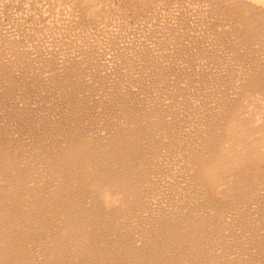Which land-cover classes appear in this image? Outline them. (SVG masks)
<instances>
[{
  "label": "bare ground",
  "instance_id": "bare-ground-1",
  "mask_svg": "<svg viewBox=\"0 0 264 264\" xmlns=\"http://www.w3.org/2000/svg\"><path fill=\"white\" fill-rule=\"evenodd\" d=\"M94 1L91 2V4L95 3ZM102 1L103 0H101V2ZM223 1H226V0H223ZM247 1L254 4V6L257 5V7H261L262 9L264 8V0H247ZM74 2L76 3L78 1L74 0ZM82 3L84 4V1ZM219 3L214 1L212 4H210L209 6L211 7V10L207 6L209 3L205 4V6H207L208 9L210 10L209 12L210 16L211 14L212 15L218 14L217 10L219 11L220 7L217 9L216 7L221 5V4L218 5ZM106 4L108 3L106 2ZM199 5L201 7V3ZM244 5L242 7H240L241 6L240 5L237 8L234 6L235 8L233 7L234 9H232V11H229L225 8L229 12H227L226 10H223V11L220 10L219 12H222L221 13L222 16L224 14L228 16L230 15L229 17L227 16L228 21L226 19H223V20H226L227 22H230V23H234L232 24L231 27L235 26L234 27L235 29L230 28V30L232 29L231 31L234 33L233 29L235 30V32L237 29L235 36L238 35V37L244 41L246 46L248 44L250 47L251 45H253V47L255 46L256 48V45L261 43L264 38L263 37L264 35H262L263 30L260 28L261 26L262 28L264 27V12L262 11V9L259 12H257L256 6H255L256 9L252 8L251 10L249 8H251L252 6L249 7V5L247 4L249 7L248 8L247 5L246 7ZM58 6L60 8H58ZM58 6H56V8H58V10L59 9L62 10L61 9L62 3H59ZM96 6H97V3H96ZM96 6L93 5V8L94 7L96 8ZM107 6L108 5H105L104 10L107 8ZM205 6H204V9H205ZM69 8H71V10H69L70 12L74 11L72 10V7L69 6ZM74 8H78V7L74 6ZM197 8L198 9L196 8L195 9L196 10L201 9V8L199 9L198 5H197ZM63 9L65 8L63 7ZM82 9L83 8H81V10ZM91 9L89 8V10ZM109 9H112V8L109 7ZM123 9H126V8H123ZM65 10H67L68 14H71L69 13L67 7ZM126 10L124 11L120 10L119 12L123 14ZM196 10L195 11L192 10L194 14L198 12ZM103 11L101 12L103 13ZM75 12L73 13L75 14ZM77 12H80V11L78 10ZM93 12L89 11L88 13L89 14L91 13L92 17L90 18H94L93 15L96 18L95 21L91 19L92 21H94V24H92L94 26H95V22L97 21V19L100 20L102 16H104V19L106 20L108 19L107 22H109L110 21L109 18L112 19L119 15V12H118L117 16H114L111 18L112 14L107 13L108 15H106V13H103L104 15L102 14L101 16L100 15L101 13L98 11L100 13L99 14L100 18L99 17L97 18L96 17L97 14L95 15V13L93 14ZM191 13L192 12H190L189 15H191ZM196 14H199V13H196ZM202 14H205L203 10H202ZM202 14H201V18H203ZM221 14L219 15L221 16ZM62 15L63 14L59 16V19L64 17L63 19L60 20L61 25H58L59 19H58V22L56 20V23L58 26L62 27L66 25L64 22H67L68 20H71V19L73 23L77 22L76 24L77 25L79 24L77 21L78 19L76 20V22L73 21V18L75 16L74 17L72 16L73 18H70V16L68 17L66 13L65 16L67 15L69 19L67 21L66 20L64 21L66 17ZM109 15L111 16L109 17ZM186 15L188 14L186 13ZM186 15L183 16V18L186 17ZM206 15H207V12H206ZM78 16L83 17L81 13ZM86 16L87 18L89 17L88 14ZM236 16L239 17L240 19H237ZM211 17L213 18V16ZM218 17L219 16H217L216 18ZM120 18H121L119 19L120 22L121 20L122 21L125 20V19H122V16H120ZM212 18H211V21L214 20V18L213 19ZM207 19H208V16H207ZM117 20L118 19L116 18V21ZM184 20L187 21L188 19L186 20L184 18ZM194 20H196L195 17H194ZM220 20H222V18L220 19L219 17V21ZM82 21L83 20L81 21L79 20V22H82ZM70 22L71 21H69V23ZM111 22L112 21H110V24ZM120 22L118 21L117 23H120ZM221 22H224V21H221ZM69 23L67 24L70 25V27L74 25V24L72 25ZM83 23H85L86 25L88 22L87 23L83 22ZM102 23H101V27L103 26ZM206 23L208 24L207 21ZM183 24L184 23H182V26ZM105 25L106 24L104 23V26ZM98 26H100V24ZM98 26L97 28L99 29L100 27ZM104 26H103V30L104 29L106 30L107 28L108 29L111 28V27L105 28L106 26L105 27ZM177 26L176 27L178 29L180 25H177ZM80 27L82 28V25H80ZM86 27H90V26H86ZM176 27L174 26L172 29ZM185 27L184 28L181 27V28L185 30ZM51 28L52 26L49 28L50 31L52 30L51 32L49 31V37L52 38V36H50V33H52L54 29L53 28L51 29ZM91 28H94L95 30L97 29L92 26ZM113 28H111L110 30H112ZM124 28L126 27L124 26L123 28H121L123 29L121 31H124ZM258 28H260V30H256ZM31 29H28V31ZM71 29L66 28V30L63 29L61 31L62 32L67 31V30L70 31ZM83 29L79 31L80 35ZM86 29L83 30L82 33H84V31L86 33L87 32ZM177 29L175 30L176 33H178ZM2 30L3 29H1L0 32ZM9 30L7 29V31ZM32 30H31V34H32ZM56 30L58 33L60 32L61 34H63L61 31H58V29ZM74 30L75 29L72 30L73 32L72 31L70 32L74 34ZM107 30H106V33L108 32ZM110 30H109L110 34L111 33L113 34L115 30L119 31L118 28L112 30V32ZM166 30H169V29L167 28ZM34 31L35 30H33V32ZM97 31H96V34L94 33L95 35H97ZM169 31L174 33V31H171V30ZM17 32H15L16 34L13 32L16 35V37L18 36ZM151 32L149 31V33ZM182 32L181 34L183 35ZM232 32H229V33L231 34ZM2 33L6 34L8 32H2ZM54 33H53V37H55V35H58V36L60 35L57 33L54 35ZM100 33H99V36L101 35V37L104 34H106L104 32L103 34L102 32ZM114 33H117V32L115 31ZM149 33L148 32L146 33L148 37H149ZM34 34L36 35L38 33H36L35 31ZM42 34L43 33H41L40 36ZM66 34L64 32V35L62 36L60 35L61 38L59 37V39H64L63 36H65ZM78 34L79 33L76 34V39H74L75 37L72 36L73 38L72 37L71 38L73 40L70 39V37H69V40L77 41L79 38V37L77 38ZM87 34L88 32L85 34L86 38L88 35H91V33L88 35ZM181 34L177 35L178 39ZM9 35L11 37L12 33H10ZM20 35H19V38L21 39ZM93 35H92V39H93ZM117 35L119 38H121L120 36L122 35V33L120 34V36H119V33ZM157 35L162 36V33L161 34L157 33ZM166 35L172 36V34H168V33L165 34V36ZM233 35H232V38H233ZM0 36L2 37L3 35H0ZM5 36H8V35H5ZM24 36H27L25 38H28L29 35L24 34ZM124 36H128V34H126L125 32L123 37ZM130 36L125 39L129 40ZM189 36H191V34L187 36L188 40L191 38V37L189 38ZM65 37H67V35ZM82 37L80 36V38ZM105 37H108V36L105 35ZM111 37H110L111 39L115 38L114 35ZM143 37H145V35ZM168 37L171 38L170 36ZM175 37L176 36H174L173 40L176 39ZM183 37H185V35ZM14 38H11V39H14ZM42 38L40 39L38 35V42H39V39L40 41L46 40ZM51 38H49V40H52ZM89 38L90 37L88 36L87 39ZM102 38L104 39V36ZM163 38L165 39L164 36ZM16 39H18V37ZM36 39H37V35H36ZM85 39H83V42L85 43L83 42L82 43L87 45L88 47L90 42L88 44L87 40L85 41ZM96 39H94L93 41L95 42ZM101 39H100L99 45H101ZM154 39L152 38L151 40H154ZM53 40L51 42L52 44L54 43ZM105 40H103L104 43L102 41V44L109 45L108 43L110 40L108 41H105ZM146 40H148V38ZM13 41L15 44L19 43V42H16L18 40H13ZM30 41L31 40H29L27 43L28 44L31 43ZM59 41L60 42H57V44L60 43V45L61 44L64 45L65 42L68 43L67 40L65 42H63L64 40L63 41L59 40ZM78 41L81 42V39ZM179 41L184 42L182 40H178V42ZM33 42L36 43L37 40L36 41L32 40V43ZM80 42L77 43L79 44V47L81 45ZM106 42L108 43L106 44ZM4 43L6 42L1 43V45ZM14 43H9L10 45H8V47L10 48L11 44H14ZM27 43L26 45L25 44L24 45L28 46L29 48L33 47L31 48V50L36 49L34 48L36 45L29 46L27 45ZM32 43L30 45H32ZM72 43L70 47H72ZM120 43L122 42L120 41ZM150 43L152 44L153 41ZM150 43L148 42V44ZM160 43L163 44L162 41ZM160 43L159 45H161ZM179 43L178 44L176 43L177 45L174 44L175 47L174 46L172 47L176 49V46L178 47ZM207 43L204 42V44L206 45ZM235 43H238L237 40ZM244 43L242 42V44ZM15 44L14 46L13 45L11 46V47H15L13 50L18 49L20 47V46L17 47L19 44H17V46H15ZM47 44L50 46V41ZM57 44L56 46H53L54 45L53 44L50 49H53V47H56L55 50L59 51L57 53H60L61 52L60 50L64 48H65L64 51L66 52H69L67 50H72V48L67 49L65 45L62 46V49H60L59 48L60 45H57ZM74 44L76 45V43ZM91 44H93V42ZM116 44H117V41H116ZM116 44H114L115 48H116ZM125 44H126V47H127V44L129 45L131 44L132 46L133 42L131 43L127 42ZM1 45H0V48L2 47L4 48L5 46H7V44L6 45L4 44V46L3 45L1 46ZM39 45L42 46L44 45V43L42 44L40 42ZM68 45L69 44H67V47ZM154 45L156 46L155 42H154ZM159 45L157 44L156 46L157 51H159L157 49ZM25 46L21 47V49L24 50V52L22 51L18 52L16 50L18 52V56L19 54L21 55L19 57L16 56V58H15V55L17 54V52L15 51L16 53H14V51L11 49L4 48V50H2L3 49L2 48L1 49L2 51L0 52V106L2 107L0 109L1 110L0 111V125H1L0 126V264H232L233 262L231 263V258H230V261L224 258V254H225L224 251L226 250V247L228 250V245H227L228 243L226 241L225 242L223 241L224 243L220 242V240H223V237H225V236H221V234H223V232H229V231L231 232L235 228L237 229L236 227L237 223H240L243 226H247V224L245 223V220H246L245 218L248 217L247 215L249 212H251V208H253L252 207L253 205L260 206V204L256 205L259 202L257 203V201H255L258 197V194L261 193L262 196L264 194L261 192L263 191V188H264V105L262 106L263 103L261 101L260 102L262 104L258 102L261 97L260 94L262 93V95H264V71L262 72L261 68L259 67L258 69L257 68L256 69L258 71L260 70L261 73L260 72L258 73L257 71V74L256 73L254 74L253 70H251L252 72L249 71L256 76L255 78H252L253 80L249 82L242 81L244 80V78L242 77L243 75L241 76L242 80H239L240 78H238V80L235 78L237 81H239V83L232 82L231 86L229 84V86L232 87L231 89H233L231 91V96H229V99H228V94L224 98H222V96L221 98L218 96V98L216 97L217 99L214 105H211L213 104L214 101L212 102V100H209L210 98L208 97L213 92H211L209 96L206 95L207 96L206 98H204L205 95H203L202 97L200 93H199L201 95L200 97H195L194 93L196 94L201 88L203 89L205 88L204 90H206L207 89L206 87H210V85H212L211 81L214 78L212 77L213 79L211 80L210 76L206 74L205 72L206 70H204V66L199 65V63L197 66L195 65L196 63L195 64L193 63L192 65V63L189 62V64H191V67L193 68L188 66V63L187 65L185 64L187 68L184 67L182 63L187 60H183L182 62V59L185 56L182 59L181 58L178 59L180 56L176 59L177 61H180L182 63L180 64L179 62L178 65L175 64V70L173 69L175 73L177 66H178L177 68L184 67L183 70H187V71H184V76L181 74L182 72L179 69L178 71L179 73H176L177 77H176V74H174L173 72L172 73L174 74V76L169 77L168 74H170L171 71L170 72L166 71L167 65L163 63V60H161L163 56L162 55H161L162 57L160 56V54L164 51L162 48H161L162 52L159 51L160 54L157 52H154L155 50L154 49L153 53H150V55H147L146 53L143 52L144 51L143 50L142 51L143 54L138 55L135 53L136 55L132 56V59H130L131 58L130 54H132L130 53L131 52L130 51L129 56L127 54V56L129 57V59L126 58L127 60L125 59V56H126L125 53L123 52L124 53L123 54L122 51L116 48L122 53L121 57L123 56L124 62L122 61L121 63L123 64L120 66H118L119 64L115 66V64H117L120 61L119 60L120 57L119 59H117L118 57L115 56L117 57L116 60H119V61H117V63L115 62L113 66L110 64V62L106 58L103 57V55L101 54L102 50L100 51L101 52L100 53L99 51H96V50L94 51L93 49V56L97 52H99V55L98 54L97 55L101 56L97 59V61H95L97 64L94 61H90L91 60L89 59L90 54H88L86 50L89 49L90 51H92L91 48L93 47L89 46L91 48L83 49L84 50L83 53L85 54L87 52L88 54L87 56H85L86 54L85 55L81 54L82 52L80 53L82 49L79 51V53L82 56L84 55L85 58L88 59L90 62H93V65L95 63L96 66H93L91 64L93 67L91 68L92 69L91 72L89 71L90 68L86 67L88 68V70H86L85 72L87 71L90 72L91 73L90 77L88 75L87 77L89 78H85L86 76L82 78L80 74L79 75L77 74L78 72L80 73L81 71L80 69L81 67H83L81 66L82 62L81 63L79 62L78 64L76 63L70 64L71 63L70 60L72 59L74 60L75 56L78 59L80 56L78 55L77 57L78 50H76L77 51L76 52L74 49L76 47L79 48L76 45V47H73V50L75 52L71 51L75 53L74 54L75 56L69 54L70 56H73V58L71 57V59L69 60L70 65L67 64L68 62L65 63L69 59V58L67 59L65 56L66 55L69 56V55L68 53L65 55V52L63 51L66 61L64 60L65 58H63L62 61H61L62 57L60 58V61L62 63L65 61L64 65L61 64V66L63 65L62 68L59 63L51 64V62L53 61L52 60L51 62L48 61L50 59L48 58L50 56L48 54L49 53L52 54V53L48 52V50L50 49L47 50L46 48L47 50L46 55L48 56L47 61L49 62L48 64H50V67H49L50 69H45V71L43 69L44 72L42 71V73L40 74L39 72H41V70L38 71V74H39L38 81L36 79L37 82L33 81L32 84H29L27 86V85H24L23 82L25 80L28 83H30L28 81L27 76H29L31 73L26 76L27 80L23 79L24 78L23 73L28 72V70H30L29 68H32L33 65L30 64L32 65V67H27V66H30L28 64V62L30 61L26 59L27 65L24 61L26 57H29V56L24 57L25 54L29 53L27 50L28 47H26L27 48L26 49ZM40 46H37V47L40 48ZM57 46L59 49H57ZM97 46L98 44L95 46V49L97 48ZM109 46H110L109 47L110 50L109 49L108 50L112 51V49L114 48L112 47L111 49V45ZM168 46H169V43L167 47ZM180 46L182 45H179V47ZM198 46H199V42H198ZM45 47L42 52L40 50H42L43 48L40 50L37 48L40 51V54H45L46 52ZM106 47L107 46H104L105 49ZM139 47H140V44H139ZM139 47L136 46V49ZM143 47L145 48V46ZM152 47L154 46L152 45ZM189 47L191 48L192 46L189 45ZM189 47L187 48V50L189 49ZM247 47H245V50L247 49ZM84 48H86V46H84ZM133 48H135V45ZM25 49L27 50L26 51L27 53H25ZM116 49L114 50L116 51V53H118ZM250 49H247V50L250 51ZM130 50L132 49L130 48ZM247 50H246V55L248 53ZM252 50L254 51V49ZM103 51H104L103 52L104 54L105 50ZM135 51L137 50H134V52ZM146 51L148 52V50H145V52ZM151 51H152V48H151ZM177 51H180V49H178ZM195 51L197 53L196 46H195ZM198 51H200V48ZM214 51H217V50H214ZM120 52L118 56L120 55ZM112 53L114 55V51ZM112 53L109 56H113ZM189 53L191 52L189 51ZM193 53L195 54V52L192 51L191 53L192 59L190 60L197 61L199 57L197 59H193V56L195 58V56L197 55V54L193 55ZM211 53H213V51ZM215 53H218V52H214V54ZM36 54H37L36 56L39 55L38 56L39 58L38 59L33 58L34 60L33 63L37 62V64H39V60L41 61L40 59L41 56L39 52ZM107 54L108 53L106 52L105 56ZM177 54H180V53H176L175 55ZM28 55H32V53L31 54L29 53ZM198 55H199V52H198ZM205 55H208V54H205ZM234 55H236L237 57V54H234ZM249 55H252V53L250 52ZM249 55L246 56V60H247V57H249ZM6 56H10V57H6ZM43 56H42V59L45 58ZM54 56L55 55H53L52 57L53 59H54ZM56 56L60 57L59 54ZM96 56L94 59H96ZM167 56L169 58L170 55L167 54ZM171 56H173V54H171ZM182 56L183 55L181 54V57ZM202 56H203V53H202ZM213 56L214 55L212 54L211 57ZM238 56H239V53H238ZM34 57H35V54H34ZM236 57L234 56V58ZM243 57L245 58V55ZM123 58L121 59L123 60ZM170 58L168 59V61L170 60ZM186 58L189 59L188 56ZM200 58L203 59L201 55H200ZM248 59L251 60V57ZM240 60L239 61L238 59L236 60V62H238L237 66H239V63L241 62ZM253 60H252V63L255 62L256 65H259L258 62L253 61ZM79 61H81V59ZM89 61L87 62L89 63ZM171 61H175V60H170V63ZM177 61L175 63H177ZM41 63H45V62H41ZM41 63L38 65V67L37 65L35 64L34 65L35 67H37V69L45 68V65L47 64V62L44 65ZM84 63L85 62L83 61V64ZM165 63H167V61ZM55 64H59V66H56ZM173 64L174 62L171 65ZM180 65L183 67H181ZM121 66L122 68H120ZM245 66L248 67L247 64ZM259 66H262V65L260 64ZM169 67L172 68L171 66H168V68ZM60 68L62 70H60ZM188 68H191L190 70L192 71L189 72L190 70H188ZM32 69L34 70L36 68H32ZM234 69H236V67H234ZM242 69L243 68H241V70ZM59 70L60 72L62 71L59 75L61 77H58ZM139 70H142V71H139ZM83 71H81V73ZM85 72H83V74ZM88 72L85 74L87 75ZM244 72H248V70ZM251 73L249 74L252 75ZM91 75H92V78H91ZM178 75L179 76L182 75L181 77L182 80L178 79ZM250 75H246V77ZM250 78L251 76L249 77V80ZM218 79L216 80L217 84H218ZM221 80L219 81L221 82ZM229 80L230 82L234 81L232 79H229ZM225 81H228V80H225ZM230 82L228 81L227 83H230ZM213 83H214V80H213ZM217 84L215 85L217 86ZM161 88H164V91H161L162 90ZM218 88L220 87L218 86ZM169 89L171 92L169 91ZM172 90L174 92L177 91L176 94H177L178 100H180L179 97L183 99V97L180 96V94L182 93L184 94L183 96L185 97L184 98L185 102L190 100V104H193L192 107L194 108L193 109L190 108V111L188 113L186 112L185 114H190L189 116L192 117L190 118L191 119L194 118V120L191 122L188 116L189 121L191 122V124L190 123L189 124L193 128V134L189 133L191 135L188 137V133H187L186 136L184 135L186 138L184 139L183 142L181 139V143L173 142L174 144L172 146H168V144H170L169 142L171 139L174 140V138H176L177 136L179 138L180 137L179 135L183 133L185 134L188 128L187 125H189L187 124L189 121L187 122L186 120L185 121L183 120L184 118L186 119L187 116L186 117L184 116V118H182L183 116L181 115L182 114L181 110H180L181 114L176 111L174 115L172 114L173 112L171 108H174L176 104L174 106L173 105L174 103L170 102L171 104L167 109H166V105L162 108L163 100H165L167 97L169 99H172L171 97H174V96L176 97V94L172 92ZM216 90L218 91L217 87H216ZM221 90H222V86H221L220 92ZM138 92H140V95L143 96V99L137 100L135 98V94ZM172 93H174V95L173 96L171 95L170 97V94ZM178 93H180L179 96H178ZM216 95H219V94H216ZM201 97L202 99L204 98L205 100H207L208 98L209 102L211 101V103H206V101H203V100L201 102L200 99H196V98H201ZM212 98L215 99V96ZM192 99H193V102H192ZM185 102L182 103L183 106ZM197 102H200V103H197ZM176 103L178 105V102ZM150 104H152V106L154 107H152ZM187 105H189V103ZM47 107L51 109L53 117L56 116V114H53L55 112L62 116V118L60 117L62 121H64L63 119L65 118L66 120L65 122L70 124V126L64 127V125L66 124L62 122L63 124L62 126L68 130L69 139H66V140L56 139L55 135L61 131V126H59L60 124L57 123V125L59 124L57 127L55 126L54 128V125L53 127H51L52 129L53 128L54 129L51 130V133L49 135L47 132L45 134L48 136L46 139L44 137V141L46 142L45 144L46 146L44 150L43 149L41 150L40 148L39 152L36 151L37 154H35L34 157L24 158V155L22 153H18L19 143L17 144V140L15 138H14L15 139L14 142L12 141L11 143H8L9 147L4 145V140L6 142L7 139L1 127H3V125L5 124V121L8 120V123H9V120H10L9 126L12 129L14 128L13 130H16L18 128L16 126H18L20 122L22 121L21 122L22 126L28 127L29 129L27 130V132L30 131L32 127L33 131L32 130L31 131L34 134L35 132L34 128L38 127V124L40 123L36 122V124L38 123L36 126L35 121L33 119H36L37 117L40 119L39 116L43 115L42 112L46 111ZM185 107L187 106L185 105L184 108ZM150 108L153 110L150 111ZM180 108L178 107V109ZM187 108L189 110V107ZM49 109H47V111ZM178 109H175V110H178ZM35 113L38 114L37 117H35L36 116ZM176 113H179L182 119H179L177 117L178 114ZM44 117L46 118V113ZM86 117H92L93 119H97V120H95V123L93 125L89 123L88 127L90 128L87 131L86 137L79 138L78 136H76L75 128L82 126L84 124L82 119ZM50 118L48 117L47 120H49ZM144 119L146 122L143 123ZM182 120L184 122H182ZM51 122L49 121V123ZM8 123L6 122L7 125ZM46 123L47 122H45V124ZM97 125L98 126L108 125V126L106 127V129L98 130L95 133L94 126L97 127ZM9 126H8V129H9ZM22 126L20 127L21 129H22ZM190 128L188 129L190 130ZM55 129L57 133H54ZM10 132L9 134L13 135L12 130ZM19 134L17 133L16 136L18 135L23 136L22 135L23 133L22 134L19 133ZM19 138L20 137H18L17 139ZM35 139L36 138L29 139V140L36 141ZM25 141L27 142L26 139ZM37 143L38 142H35V145ZM11 145L15 146L14 154L11 152ZM17 146H18V149H17ZM32 146H33V143H32ZM41 147H43V145ZM169 147L173 151L174 150L179 151L178 152L179 156L177 155L180 158L178 159V169H180L179 173L180 174L182 173L181 178L184 176L183 177L184 181L182 180L183 178L181 179L178 177L180 175L179 173L177 177L181 179L183 183H185V185L183 184L184 187L188 185L187 187L189 188V190L187 187L186 188L189 191V194H187L189 196L188 197L185 196V198L187 197L185 200L184 198L182 199L180 198V185H179V182L175 183V181L173 180L175 178L174 177L172 179L173 183H171L172 181L171 182L169 181L171 184H174V185L172 186L168 185L169 188H166L167 190H165V193L167 195L170 192H171L170 193L171 195L173 194L172 196L174 197H171L170 195V198H173L172 201L168 195V198L170 202L172 203L170 205H164L163 207H159V206H156L158 205L156 203V199H155L156 197L154 198L156 188L160 186V184L159 186L157 185L159 181L156 182V180H157V177H160L161 170L163 169L161 168V166H159L161 165V161H163L162 160V157L164 154L163 152H165ZM34 149H37V148H34ZM161 152H162V155H161ZM166 156H167V153H166ZM172 156L175 157V155H172ZM176 162L175 163L172 162V164L173 163L176 164L174 165L175 167L177 166ZM30 172L34 174L36 181H34L35 185L29 186V178L30 180H32ZM177 177L176 179H178ZM163 186H167V185H163ZM161 190L163 189L161 188ZM184 192L188 193L186 190ZM160 194H162V192ZM175 195L177 198H175ZM162 196L159 195L158 197H162ZM168 198L166 197V201L168 200ZM163 200H165V198ZM261 200L259 201L262 202ZM258 209H260V207ZM256 216L258 215H255V217ZM260 227L258 228L260 229ZM243 228L244 227H241V225H240V228L238 227L240 231L246 233L245 236H248L247 233L249 234L251 233V230H250L251 226L247 228L245 227L246 229H243ZM263 228H264V225H263ZM256 229L255 231H257ZM259 233L261 235V232ZM263 234L264 233H262V235ZM231 238L233 237L231 236ZM234 238H235V235H234ZM250 238L248 237L247 239H250ZM256 238L257 237L252 238V241H250L252 242L251 244H254L253 242L255 241ZM247 239H245V241ZM224 240L226 239L224 238ZM241 240L244 241L243 239ZM240 243H243V242H240ZM245 245L246 244L243 243L241 244V246L239 245V247H241L242 250L244 251L245 250L251 251V249L248 250L247 246ZM259 246L257 247L259 248ZM233 247L234 249H236L234 244H233ZM230 250L232 251L233 248ZM238 251L237 253H239ZM247 253L249 254V252ZM242 255H244V253ZM245 257L247 258V256L244 255L241 260L239 259L238 263L239 264L243 263V260L245 259ZM248 260H249V256H248ZM249 261H248V264H251L249 263ZM256 262L257 260L254 263Z\"/></svg>",
  "mask_w": 264,
  "mask_h": 264
},
{
  "label": "rangeland",
  "instance_id": "rangeland-1",
  "mask_svg": "<svg viewBox=\"0 0 264 264\" xmlns=\"http://www.w3.org/2000/svg\"><path fill=\"white\" fill-rule=\"evenodd\" d=\"M76 1V0H75ZM78 2H74V0H0V30L1 29H5L4 31L2 30L1 32H0V35H3V36H5V35H8V36H5V37H1L0 36V42L1 43H3V42H6V43H4L5 45L7 44V46H5L4 48H7V49H11V50H13L15 47H11L12 45L14 46V41L13 40H18V41H16V42H19V43H17V44H19L18 46H17V44H15V46H17V47H19L20 48V50H19V48L18 49H15V50H13L14 51V53H16L17 51L18 52H20V51H22V52H24V50H22L21 49V47L22 46H25L26 45V43L29 41V40H31L30 42L32 43V40L33 41H36L37 40V42H38V35H39V38L41 39L43 36H45V37H43L42 39H46L45 41L43 40V41H40V39H39V44H40V42L43 44L44 43V45H42V46H40L37 42V44L36 43H32V45H30L31 43H27V45H29V46H35L34 48H38L37 46H40V48H38L39 50L40 49H42V50H40L41 52L44 50V47H45V50H46V48H47V50L48 49H50L51 47H52V45L53 46H56V44H57V42H60L59 40H61V41H63V42H65L66 40L68 41V43L67 42H65V43H67V44H69L68 45V47H67V44H65L64 43V45H65V47L67 48V49H71L72 48V50H67V51H69V52H66V51H64L65 50V48L64 49H62V46H64L63 44H61L60 45V43H58L57 45H60L59 46V48L60 49H62V50H60L61 52L60 53H57V52H59L58 50H55L56 49V47H53V49H50V50H48V52H51L52 54H48V55H50L49 57L46 55L47 54V50H46V52H45V54H40V51L38 50H36V49H33V50H31V48H33V47H28V46H25V48L26 47H28V52L31 54L32 53V55H28V54H25L24 55V57H26V56H29V57H26L25 59H24V61H25V63L27 62V60L28 61H30V62H28V64L30 65V64H32L33 65V67H32V65H30V66H27V67H32V68H36V69H32V68H29L30 70H28V72H24L23 73V76H24V78L23 79H26L27 80V77H28V81L30 82V83H28L27 81H25L24 80V82H23V84L24 85H29V84H32L33 83V81L34 82H37L38 81V79H39V74L40 73H42V71H43V69H44V71H45V69H50L49 67H50V64H48L49 62L48 61H50L51 62V60L53 61V62H51V64H53V63H59L60 64V66H61V64H63L64 65V62L66 61V58L68 59V61H66L65 63H67V64H69V60L71 59V57L73 58V56H75L74 54L75 53H73V52H75L76 50H78V54H77V57H78V55H80V53L81 54H84L83 52H84V50L83 49H87V48H91V47H93V48H91V50L92 51H90L89 49H87L86 51L88 52V54H90V56H89V59H91L90 61H97V59L99 58V57H101V56H98L99 55V52L102 50V55H103V57L104 58H106L109 62H110V64L111 65H113L114 66V64H115V62L117 63V61H119L117 64H115V66H117L118 64V66H120V65H122L123 63H121L122 61L124 62V58H123V56L121 57V55H122V53L124 52L125 53V59L127 58V59H129V52L130 53H132V54H130L131 56V58L130 59H132V56H134V55H136V54H143V52L144 53H146L147 55H150V53H153V50L155 49L156 50V46H157V44L159 45V43L162 41L163 42V44L162 43H160L161 45H162V47H161V45H159L158 46V50L159 51H161L162 49L164 50L161 54L159 53V51H155L154 50V52H157V53H159L160 54V56L162 55L163 56V58L161 59V60H163V63L165 64V65H167V68H166V71L167 72H170V74H168L169 75V77H172V76H174V74H176V73H179L178 71H179V69H180V71L182 72H180L183 76H184V71H187V70H183L184 69V67H186L187 68V66H185V64L187 65V63H188V66H190L191 67V64H189V62L190 63H192V65H193V63L195 64V65H197L198 66V63H199V65H203L204 66V70H206L205 72H206V74L208 75V76H210V79L212 80L213 78V80H214V83H213V80L211 81L212 83V85H210V87H206L207 89V91L206 90H204L203 88H201L196 94L194 93V95H195V97H200L201 95H202V97H203V95H205L204 96V98H206L207 96H209V94L211 93V92H213L212 94H210V96L208 97V98H210L209 100H212V102H213V104H211V105H214V103H215V101H216V99L218 98V96L221 98V96H222V98H224L227 94H228V99H229V96H231V91L233 90V89H231L232 87H230L231 86V83L232 82H238L239 83V81H237L238 80V78H240L239 80H242V77L244 78V80H242L243 82H249V81H251V80H253L252 78H255L256 76L254 75L255 73L257 74V69H258V67L259 68H261V71L263 72L264 71V38H263V40H262V42L261 43H259L258 45H256V48H255V46L253 47V45H251V47L247 44V46L249 47H247L246 45H245V43H244V41L243 40H241L239 37H238V35L237 36H235L236 35V32H237V29H236V32H235V26L234 27H231L232 26V24H234V23H230V22H227L228 21V18H227V16L228 15H226V14H224L223 16H222V12H219L220 10H229V11H232V9H234L235 7L237 8V7H239L240 5V7H242L243 5H244V3H245V7H246V5L248 4L249 5V7L250 6H252L251 8H249L248 7V5H247V7L249 8V9H251L252 10V8H255L256 9V7H257V5H255L254 6V4H252L251 2H248L247 0H226V1H223V0H103L102 2H101V0H98V1H94V0H87V2H86V0H77ZM80 1V2H79ZM84 1V4L82 3ZM89 1V2H88ZM95 2V3H92L91 4V2ZM179 1V2H178ZM217 2V3H219L218 5H220V6H218V7H216V9L217 8H219L220 7V9H219V11L217 10V12H218V14H211V16H213V18H214V20H212L211 21V16H210V14H209V12H210V10H211V7L209 6L210 4H212L213 2ZM219 1V2H218ZM224 3H223V2ZM244 1H246V2H244ZM99 2H100V4H99ZM106 2L108 3V4H106ZM199 2V3H198ZM59 3H62V6H61V9L62 10H58V8H60L58 5H59ZM77 4V5H75V4ZM81 3V4H80ZM88 3V4H87ZM96 3H97V6H96ZM101 3H102V5H101ZM105 3V4H104ZM110 3V4H109ZM177 3V4H176ZM196 3H197V5L199 6V9L200 10H196V9H198L197 8V5H196ZM201 3V7H200V4ZM207 3H209L207 6L209 7V9H208V7L207 6H205V4H207ZM225 3H227V4H225ZM250 3V4H249ZM57 4V5H56ZM64 4V5H63ZM69 5L70 7H72V10H74V11H69V10H71V8H69V6H67V5ZM101 5V6H99V5ZM61 5V4H60ZM73 5V6H72ZM82 5V6H81ZM93 5L94 6H96V8L94 7L93 8ZM105 5H108L110 8H112V9H109V7L107 6V8L104 10V8H105ZM111 5H112V7H111ZM196 5V6H195ZM205 6V9H204V6ZM237 5V6H236ZM56 6H58V8H56ZM74 6L75 7H78V8H74ZM81 6V7H80ZM84 6V7H83ZM194 6H195V8H194ZM224 6V7H223ZM235 6V7H234ZM63 7L66 9V7L68 8V11H69V13H73V12H75V10H76V12L79 10L80 12H75V14H74V16L75 17H77V18H75L74 16H73V14L71 15V14H68V12H67V10H65V9H63ZM99 9H98V8ZM119 7V8H118ZM191 7H192V9H191ZM203 7V8H202ZM207 7V8H206ZM231 8V9H229V8ZM234 7V8H233ZM74 8V9H73ZM81 8H83L82 10H81ZM86 8V9H85ZM88 8V9H87ZM89 8L91 9V10H89ZM101 8V9H100ZM123 8H126V9H128V10H126V9H123ZM223 8V9H222ZM226 8V9H225ZM259 8V9H258ZM96 9H97V11H96ZM104 11H103V10ZM109 9V10H108ZM115 9V10H114ZM117 9H118V11H117ZM255 9H253V10H255ZM262 8L261 7H257V9H256V11L257 12H259L260 10H261ZM64 10V11H63ZM95 10V11H94ZM103 11V13H106V15H108L109 13L110 14H112V16L111 15H109V17L111 16V18L112 17H114V16H117L118 15V12L120 11V10H122V11H124V10H126L123 14L121 13V12H119V15L117 16V17H114V18H112V19H110L109 18V20L110 21H112L111 22V24H110V21L109 22H107L108 21V19L106 20V19H104V16H102V12L101 11ZM113 10V11H112ZM198 11V12H196V13H199V14H194V12L193 11ZM202 10H203V12H205V14H202ZM205 10V11H204ZM207 10H209V11H207ZM226 10V11H227ZM64 12V13H62V12ZM93 12V14L95 13V15H96V17L98 18H100V15L103 17H101V19L100 20H98L97 19V21H99V22H95V26L94 25H92V24H94V21L96 20V18H95V16L93 15V17L94 18H90V17H92L91 16V13L89 14L88 12ZM101 13H99V12ZM115 11V12H114ZM201 11V12H200ZM226 11H224V12H226ZM229 11H227V12H229ZM262 11L264 12V8L262 9ZM97 12V13H96ZM112 12V13H111ZM188 14V15H186V13ZM190 12H192L191 13V15H189V13ZM206 12H207V15H206ZM67 13V15H68V17L70 16V18H73V21L74 22H76V20L78 21V25H79V27H78V25L76 24V23H73L72 22V19L71 20H68L69 18L67 17V15L65 16V14ZM80 13H81V15H83V17L82 16H78V15H80ZM108 13V14H107ZM117 13V14H116ZM120 13H121V15H120ZM186 15V17H184L187 21H185L184 20V18H183V16H185L184 14ZM61 14H63L66 18L64 19V21L66 20H68L67 22H64L66 25H68L67 23H69V21H71L69 24H74L73 26H71L70 27V25H68V26H66V25H64V26H58V25H61V23H60V20L61 19H63V18H61V19H59V16H61ZM88 14V18H87V15ZM100 14V15H99ZM114 14V15H113ZM194 14V15H193ZM201 14H202V17L203 18H201ZM219 14H221V16L219 15ZM62 15V16H63ZM104 15V14H103ZM124 15V16H123ZM200 17H199V16ZM205 15V16H204ZM73 16V17H72ZM120 16H122V19H125V20H121V22H120V20L119 19H121L120 18ZM207 16H208V19H207ZM217 16H219L220 17V19L222 18V20H220L219 21V17L218 18H216ZM230 16V15H229ZM228 16V17H229ZM83 19H82V18ZM182 18V20H181V18ZM194 17H195V19L196 20H194ZM223 17H225V18H223ZM237 17V16H236ZM116 18L118 19L117 21H116ZM189 18H190V20H189ZM199 20H198V19ZM205 18H206V20H205ZM212 18V19H213ZM58 19H59V22H58ZM87 19H88V21H87ZM91 19H93L94 21H92ZM103 19H104V21H103ZM114 19V20H113ZM201 19V20H200ZM203 19V20H202ZM223 19H226V20H223ZM237 19H240L239 17H237ZM56 20H57V22H58V25H57V23H56ZM79 20L81 21V20H83L82 22H79ZM209 20V21H208ZM217 22H216V21ZM90 21H92V22H90ZM100 21H101V23L102 22H104L106 25V27L104 26V23H102L103 24V26L105 27V28H107V27H111V28H113L114 26H116V27H114L112 30H114V29H116V28H118V30L119 31H117V30H115L117 33H114L113 32V34L111 33L110 34V32H109V30L111 29H106L108 32V34L106 33V30L104 29L103 30V26L101 27V23H100ZM107 23H106V22ZM114 21H115V23H114ZM120 22V23H117V22ZM202 21V22H201ZM205 21V22H204ZM206 21L208 22V24L206 23ZM221 21H224V22H221ZM61 22H63V21H61ZM83 22H88L86 25H85V23H83ZM124 24H123V23ZM189 22V23H188ZM227 22V23H226ZM54 23V24H53ZM60 23V24H59ZM63 23V24H64ZM81 23V24H80ZM100 24V26H98L99 24ZM182 23H184L183 24V26H182ZM186 23V24H185ZM187 23H188V25H187ZM206 23V24H205ZM224 23V24H223ZM226 23V24H225ZM230 23V24H229ZM56 24V25H55ZM114 26H113V25ZM127 28H124V31L126 32V34H128V36H124L123 37V35L125 34V32L124 31H121V30H123V29H121V28H123L124 26ZM80 25H82V28L80 27ZM112 25V26H111ZM119 25V26H118ZM177 25H180L182 28H184L186 25V27H185V30L184 29H182L180 26H179V28L178 29H180V30H178L177 29ZM49 26V27H48ZM52 26V28L54 29L53 30V32L52 33H50V36H52V38L51 37H49V31H50V27ZM53 26H55V27H53ZM75 26V27H74ZM86 26H90V27H86ZM91 26L92 27H95V28H97V26L98 27H100L101 29H102V31H101V29L99 28H97L96 30L94 29V28H91ZM121 26V27H120ZM176 27V28H174V29H172L173 27ZM206 26V27H205ZM77 27V28H76ZM35 30L36 31V33H38V34H36L37 35V39H36V35L34 34L35 33V31L33 32V30ZM51 28V29H52ZM59 28H60V30H59ZM66 28L68 29H71V28H73V29H75L74 30V34L72 33L73 31V29H71L70 31H72V32H70V31H61V30H63V29H65L66 30ZM84 28V29H83ZM88 30H87V29ZM120 28V29H119ZM169 29V30H171V31H174V33L173 32H170L169 30H166V29ZM230 28H234L233 29V31H234V33L230 30ZM262 30V35H264L263 33H264V27L262 28V26L260 27ZM260 28H258V29H256V30H260ZM7 29L10 31V33H12V35H13V37H12V35H11V37H10V33H9V31H7ZM13 29V30H12ZM14 29H15V31H14ZM28 29H31L32 30V34H31V30H29L30 31V33H29V31H28ZM42 29V30H41ZM44 29V30H43ZM56 29H58V31H61L63 34H61L60 32L58 33L57 32V30ZM77 29V30H76ZM79 29V30H78ZM81 29H83V30H85L86 29V31L88 32V34H90L91 33V35H88L90 38V40L89 39H87L88 38V36H87V38H86V33H85V31H84V33H82L83 32V30L81 31V35H80V30ZM126 29V30H125ZM177 29V32L178 33H176L175 32V30ZM19 30V31H18ZM47 30V31H46ZM95 30V31H94ZM99 32H98V31ZM112 30H110L111 32H112ZM151 30H152V32H151ZM183 32H182V31ZM15 33V32H17V37H18V39H16L17 37H16V33L14 34L13 32ZM52 31V30H51ZM50 31V32H51ZM76 31H78V32H76ZM90 31V32H89ZM96 31H97V35H95L96 34ZM149 31L151 32V33H149ZM2 32H8V33H6V34H4V33H2ZM27 34H26V33ZM54 32H56L57 34H60L61 36L62 35H64V32H65V34L67 35V37H65V36H63V38L64 39H59V37H60V35L58 36V35H55L56 33H54ZM76 32V33H75ZM100 32H102V34H103V32L104 33H106V34H104L103 36H104V39L101 37V35L99 36V33ZM123 32H124V34H123ZM149 33V37H150V35H151V37L154 39L156 36V40L154 39V40H151L152 38L150 37V39H149V37H148V35H146V33ZM165 32H167L168 34H172V36L174 35V36H176L175 38L176 39H174L173 40V38H174V36H173V38H172V36L171 35H168V36H170L171 38H169L167 35L165 36V34H167V33H165ZM181 32L183 33V35L181 34ZM229 32H232L231 34L229 33ZM20 33H21V35L23 36H21L20 35ZM41 33H45L43 36L41 35L40 36V34ZM53 33H54V35H55V37H53ZM77 33H79L78 35H77V38H78V40H80L81 39V42L80 41H72L73 39V37H75L74 39H76V34ZM95 33V34H94ZM119 33V36H120V34L122 33V35L120 36L121 38H119L118 37V34ZM145 33V34H144ZM157 33H159V34H161L162 33V36H160V35H157ZM165 33V34H164ZM187 33H188V35L189 34H191V36H189V40L187 39ZM207 33V34H206ZM225 33V34H224ZM24 34L25 35H29L28 36V38H29V40H28V38H25V37H27V36H24ZM47 34H48V36H47ZM71 35V36H69V35ZM94 34V35H93ZM101 34V33H100ZM145 35V37H143L144 35ZM164 34V35H163ZM176 34V35H175ZM179 34H181L180 35V37H179V39L177 38V35H179ZM19 35H20V37H21V39L19 38ZM35 37H34V36ZM75 35V36H74ZM92 35H93V39H92ZM105 35H107L108 37H105ZM110 35V36H109ZM114 35V39H111V38H113V37H111V36H113ZM131 35V36H130ZM153 35H155V36H153ZM185 35V37H183ZM206 35V36H205ZM230 35H231V37H230ZM232 35H233V38H232ZM57 36H58V38H57ZM73 36V37H72ZM80 36L82 37V38H80ZM94 36H95V38H94ZM97 36H98V38H97ZM130 36V38H129V40L128 39H125V38H127V37H129ZM163 36L165 37V39L163 38ZM182 36V37H181ZM192 36H193V38H192ZM235 36V37H234ZM14 37H16V38H14ZM48 37V38H47ZM69 37H70V39H72V40H69ZM72 37V38H71ZM99 37H100V39L102 38L103 40H105V38H106V40L105 41H108V40H113V41H109V43L108 42H106V44L108 43L109 45H111V49H112V47L114 48V49H116V48H118L120 51H122V53L119 51V50H117V52L118 53H116V51L114 50V49H112V51H109L110 49H109V45H103L102 44V39H101V45H99L100 44V39H99ZM111 37V38H110ZM161 38V40H160V38ZM168 37V38H167ZM237 37V38H236ZM264 37V36H263ZM3 38V39H2ZM5 38V39H4ZM9 40H8V39ZM11 38H14V39H11ZM49 38H51L52 40H53V44L51 43L52 42V40H49ZM61 38V37H60ZM66 38V39H65ZM68 38V39H67ZM86 38V39H85ZM97 38V39H96ZM109 38V39H108ZM144 40H143V39ZM148 38V40H146ZM235 38V39H234ZM8 41H7V40ZM20 39V40H19ZM27 41H26V40ZM57 39H59V40H57ZM83 39H85V41L87 40V42H88V44H89V42H90V44L93 42V44L94 43H96V42H98V43H96V44H94V46H93V44H89L88 45V47H87V45H85V44H83V43H85V42H83ZM92 39V40H91ZM94 39H96L95 40V42L93 41ZM122 39V40H121ZM170 39V40H169ZM185 39H186V41H185ZM11 40H12V42H11ZM57 40V41H56ZM160 40V41H159ZM164 40V41H163ZM171 40H172V42H171ZM175 40H177V41H175ZM178 40H182V41H184V42H178ZM236 40H237V42L238 43H235L236 42ZM10 41V42H9ZM26 41V42H25ZM49 41H50V46L47 44V43H49ZM71 41V42H70ZM92 41V42H91ZM116 41H117V44H116ZM120 41L122 42V43H120ZM126 41V42H125ZM142 41H144V42H142ZM145 41H146V43H145ZM153 41V43L151 44L150 42H152ZM157 41V42H156ZM159 41V42H158ZM166 41H167V43H166ZM170 41V42H169ZM14 43V44H11V46H10V48L8 47V45H10L9 43ZM63 42H61V43H63ZM73 42V43H72ZM81 43V45L83 44L84 46H86V48H84V46L82 45V47H81V45H80V47H79V44H77V43ZM83 42V43H82ZM119 42V43H118ZM123 42H125V43H127V42H129V43H131V42H133V44H132V46L134 47V45H135V48H133L132 46H131V44L129 45V44H127V47H126V44L125 43H123ZM148 42L150 43V44H148ZM154 42L156 43V46L154 45ZM186 42V43H185ZM198 42H199V46H198ZM203 43L204 44V42H208L207 43V45L206 44H201V43ZM242 42L244 43V44H242ZM1 43H0V45H1ZM71 43H72V47H70L71 46ZM74 43H76V45L79 47V48H77L76 47V45L74 44ZM103 43H104V41H103ZM111 43V44H110ZM168 43H169V48L167 47V45H168ZM179 43V45H182V46H180L179 47V45H178V47L176 46V49L174 48L175 47V45H177V44ZM182 43H184V44H182ZM4 44H2L3 46H4ZM21 44V45H20ZM25 44V45H24ZM52 44V45H51ZM98 44V46H97V48L95 49V46ZM113 44V45H112ZM114 44H116V48H115V45ZM120 46H119V45ZM125 46H124V45ZM139 44H140V47H139ZM142 44V45H141ZM165 44V45H164ZM173 44V45H172ZM175 44V45H174ZM190 46H192L191 48L189 47V45ZM192 44V45H191ZM240 44H242V45H240ZM262 44V45H261ZM1 45V46H2ZM74 45V46H73ZM152 45L154 46V47H152ZM184 45H186V46H184ZM187 45H188V47H189V49L187 50ZM196 46V50H197V53H196V51H195V46ZM201 45H203V46H201ZM89 46H91V47H89ZM100 46V47H99ZM103 46V47H102ZM104 46H107L106 47V49L104 48ZM121 46H123V47H121ZM128 46H129V48H128ZM136 46L137 47H139V48H137L136 49ZM142 46V47H141ZM143 46H145V48L143 47ZM148 46V47H147ZM151 46V47H150ZM172 46H174V47H172ZM194 46V47H193ZM243 46V47H242ZM259 46V47H258ZM73 47H76V48H74L75 49V51L73 50ZM99 47V48H98ZM147 47V48H146ZM170 47H172V48H170ZM183 47V48H182ZM202 47V48H201ZM205 47H207V48H205ZM245 47H247V49H250V51L249 50H247L248 51V53H247V55H246V50H245ZM3 48V47H2ZM2 48H0V52L2 51V50H4V48L2 49ZM58 48V46H57V49H59ZM126 48V49H125ZM130 48L132 49V50H130ZM142 48V49H141ZM144 48V49H143ZM151 48H152V51H151ZM162 48V49H161ZM186 48V49H185ZM198 48V49H197ZM199 48H200V51H198L199 50ZM2 49V50H1ZM25 49V53H27L26 50ZM30 49V50H29ZM83 51H82V50ZM93 49H94V51L96 50V51H99V52H94V53H96V54H94V56H93ZM100 49V50H99ZM109 49V50H108ZM141 49V50H140ZM166 49V50H165ZM168 49V50H167ZM178 49H180V51H177ZM192 49V50H191ZM203 49V50H202ZM205 49V50H204ZM208 49V50H207ZM225 51H224V50ZM252 49H254V51L252 50ZM17 50V51H16ZM35 50V51H34ZM81 50V51H80ZM103 50H105V53L103 54ZM106 50H108V51H106ZM124 50V51H123ZM134 50H137V51H135L134 52ZM144 50V51H143ZM145 50H148V52L146 51L145 52ZM169 50H170V52H169ZM172 50V51H171ZM182 50H184V51H182ZM214 50H217V51H214ZM233 50V51H232ZM252 50V51H251ZM16 51V52H15ZM31 51V52H30ZM37 51V52H36ZM54 52V54H53V52ZM56 51V52H55ZM63 51L65 52V55L68 53V55L70 54V55H73V56H65L64 57V53H63ZM71 51H73V52H71ZM79 51H80V53H79ZM114 51V55H113V52ZM127 53H126V52ZM139 51H140V53H139ZM143 51V52H142ZM165 51H166V53H165ZM168 51V52H167ZM174 51V52H173ZM175 51H176V53H180V54H177V55H175L176 53H175ZM182 51V52H181ZM189 51L192 53V51L193 52H195V54L193 53V55H196L195 56V58H194V56H193V59H197L198 57V59H197V61L196 60H193V61H191L190 59H192V54L191 53H189ZM208 51V52H207ZM213 51V53H211ZM227 51V52H226ZM235 51H236V53H235ZM244 51V52H243ZM18 52H17V54L15 55V58H16V56H18ZM35 52V53H34ZM39 52V54H40V59H41V61L39 60V64L41 63V62H47V64L45 65V68H39V69H37V67H38V65L39 64H37V62L36 63H33L34 62V60H33V58H36V59H38L39 57V55L38 56H36L37 54L36 53H38ZM87 52L84 54L85 56H87L88 54H87ZM106 52L108 53L106 56H105V54H106ZM119 52H120V55L118 56V54H119ZM184 52V53H183ZM198 52H199V55H198ZM214 52H218V53H215V54H217V55H215L214 54ZM221 54H220V53ZM226 52V53H225ZM250 52L252 53V55H249L250 54ZM35 54V57H34V54ZM57 53V54H56ZM61 53H62V55H61ZM72 53V54H71ZM111 53H112V55L113 56H109V55H111ZM123 53V54H124ZM134 53V54H133ZM136 53V54H135ZM166 55H165V54ZM173 54V56H171V54ZM189 53V54H188ZM201 53V54H200ZM202 53H203V56H202ZM210 53V54H209ZM223 53H224V55H223ZM238 53H239V56H238ZM245 53V54H244ZM254 53V54H253ZM59 54V56L60 57H58V56H56V55H58ZM98 54V55H97ZM100 54V55H101ZM115 54H117V55H115ZM127 54H128V56H127ZM158 54V55H159ZM165 56H164V55ZM167 54L168 55H170L169 56V58H170V60H175V61H171V63H170V60L168 61V56H167ZM181 54L183 55L182 57H181ZM185 54V55H184ZM188 54V55H187ZM205 54H208V55H205ZM212 54L214 55L213 57H211L212 56ZM234 54H237V57H236V55H234ZM44 55V56H43ZM52 55V56H51ZM53 55H55L54 56V59L56 60V62H55V60L52 58L53 57ZM82 56V55H80L79 56V58L81 59V61H79L80 59L78 58H76V56L74 57V60L72 61V60H70V64H74V63H76V64H78L79 62L81 63L82 62V65L81 66H83V67H81V71H83L84 69V71L83 72H85L86 70H88V68H86V67H89L90 69H89V71L91 72V68H93L92 67V65H93V62H90L88 59H86L85 58V56ZM93 57H92V56ZM97 55V56H96ZM190 55V56H189ZM200 55H201V57H203V59L202 58H200ZM219 55V56H218ZM223 55V56H222ZM245 55V58L243 57V56ZM249 55V57H247V60H246V56H248ZM19 56H21L20 54H19ZM18 56V57H19ZM42 56L43 57H45V58H43L42 59ZM95 56H96V59H94L95 58ZM115 56H117V57H115ZM161 56V57H162ZM167 56V57H166ZM180 56V57H179ZM185 56V57H184ZM189 57V59L188 58H186V57ZM223 58H222V57ZM234 56L236 57V58H234ZM252 56H253V58H252ZM6 57H10V56H6ZM23 57V56H22ZM50 58L48 61H47V59L48 58ZM57 57H58V59H57ZM62 57V58H61ZM84 57V58H83ZM119 57H120V59H119ZM174 57H175V59H174ZM179 57V58H178ZM184 57V58H183ZM206 57V58H205ZM209 57V58H208ZM222 58V59H220V58ZM239 57V58H238ZM242 57H243V59L245 60V61H247V62H245L243 59H242ZM251 57V60H249L248 58H250ZM12 58V57H11ZM52 58V59H51ZM60 58H61V61L63 60V58H65L64 60V62L62 63L61 61H60ZM76 58V59H75ZM94 60H93V59ZM114 58V59H113ZM116 58L117 59H119V60H116ZM121 58H123V60L121 59ZM166 58V59H165ZM168 58V59H167ZM182 59V62H183V60H187V61H184V62H186V63H182V62H180V61H177L176 59ZM186 58V59H185ZM210 58H211V60H210ZM218 58V59H217ZM234 58V59H233ZM255 58V59H254ZM27 59V60H26ZM30 59H32V60H30ZM89 61V63L86 61ZM126 59V60H127ZM205 59H207V60H205ZM238 59V61L240 60L241 62V65H240V63H239V66H237L238 65V62H236V60ZM254 59V60H253ZM43 60V61H42ZM46 60V61H45ZM58 60V61H57ZM78 60V61H77ZM125 60V61H126ZM164 60H165V62L167 61V63H165L164 62ZM188 60H190V61H188ZM200 62H199V61ZM205 63V65H206V67H205V65H204V63L202 62V61ZM252 60L253 61H256V62H258V64L260 65H262V66H259V65H256V63L254 62V63H252ZM77 61V62H76ZM83 61L85 62V63H87V64H83ZM129 61V60H128ZM127 61V62H128ZM177 61V63H175ZM205 61H207V62H205ZM234 61V62H233ZM243 61V62H242ZM250 61V62H249ZM61 62V63H60ZM174 62V64L173 65H171L172 63ZM179 62H180V64L182 63L183 64V66H181V67H183V68H177L178 66V64H179ZM24 63V64H25ZM45 63H41V64H45ZM96 63V62H95ZM94 63V65L93 66H96V64ZM170 63V64H169ZM237 63V64H236ZM249 63H251V64H249ZM37 65V67H35V65ZM59 64H55L56 66H59ZM69 64V65H70ZM92 64V65H91ZM175 64H177L176 66V71H175V73H174V70H175ZM248 65V67L249 68H251V69H249L247 66H245V65ZM253 64V65H252ZM26 65H27V63H26ZM63 65L61 66V68L63 67ZM80 65V64H79ZM84 65H85V67H84ZM91 67H90V66ZM253 67H252V66ZM168 66H171L172 68H168ZM251 66V67H250ZM256 66V67H255ZM174 67V68H173ZM234 67H236V69H234ZM255 67V68H254ZM60 68V70H62ZM120 68H122V66L120 67ZM191 68H193V67H191ZM191 68H188V70H190ZM241 68H243L242 70H241ZM257 68V69H256ZM33 71H32V70ZM167 69H169V70H167ZM173 71H172V70ZM178 69V70H177ZM248 70V72H244V71H246V70ZM41 70V72H39V74H38V71H40ZM60 70H59V74H58V77H61V76H59L60 75V73L62 72H60ZM235 70V71H234ZM237 70V71H236ZM238 70H239V72H238ZM251 70H253L254 72V74L253 73H251L252 71ZM256 70V71H255ZM43 71V72H44ZM81 71H80V73L78 72L77 74L79 75L80 74V76L82 77V78H84L85 76V78H89L90 77V72H88V74L86 75L85 73H87V72H85L84 74H83V72L81 73ZM139 71H142V70H139ZM192 70H190L189 72H191ZM242 71V72H241ZM249 71H251V72H249ZM261 71L259 70L258 71V73L260 72L261 73ZM174 74H173V73ZM31 73V74H30ZM241 73V74H240ZM244 73V74H243ZM249 73H251L252 75H250ZM28 74H30L29 76H27ZM35 74V75H34ZM137 74V73H136ZM135 74V75H136ZM172 74V75H171ZM235 75V77H234V75ZM238 74V75H237ZM240 74V75H239ZM250 75L251 76V78H250V80H249V77L250 76H248V77H246V75ZM32 75V76H31ZM89 75V77H87ZM171 75V76H170ZM180 75V74H179ZM178 75V79H180V80H182L181 79V77H182V75L181 76H179ZM243 75V76H242ZM27 76V77H26ZM217 78H216V77ZM237 76V77H236ZM242 76V77H241ZM26 77V78H25ZM31 77V78H30ZM176 77H177V74H176ZM213 77V78H212ZM230 77H232V78H230ZM91 78H92V75H91ZM90 78V79H91ZM218 78H220V79H218ZM232 79V80H234V81H231L230 82V80L229 79ZM237 80H236V79ZM247 80H246V79ZM36 79H37V81H36ZM186 79V78H185ZM218 79V84L216 83L217 80ZM222 79V80H221ZM219 80H221V82L219 81ZM224 80V81H223ZM225 80H228L230 83H227L228 81H225ZM236 80V81H235ZM224 82V83H223ZM226 82V83H225ZM28 83V84H27ZM240 83H241V81H240ZM215 84H217V86L215 85ZM226 84H228V85H226ZM229 84H230V86H229ZM222 86V90H221V92H220V89H221V86ZM224 85V86H223ZM211 86H212V88H211ZM218 86L220 87V88H218ZM226 86V87H225ZM216 87H217V89H218V91L216 90ZM228 87V88H227ZM172 88V87H171ZM225 88H226V90H225ZM162 90L161 91H164V88H161ZM202 90H203V92H202ZM214 90V91H213ZM230 90V91H229ZM169 91H170V89H169ZM176 91V90H175ZM171 92V91H170ZM172 92H174L173 90H172ZM177 92V91H176ZM176 92H174L175 94H176ZM207 92H208V94H207ZM220 92V93H219ZM225 92V93H224ZM174 93H172V94H170V97H171V95L173 96L174 95ZM181 93V92H180ZM180 93H178V96H179V94ZM201 95H200V94ZM206 93V94H205ZM182 94V93H181ZM180 94V96H182L183 97V99L182 98H180L179 97V99L181 100V102H180V100H178V98H177V94H176V97L174 96V97H171L172 99H169L168 97L165 99V100H163L162 101V108L166 105V109L170 106V104L171 103H174L173 105L175 106V104H176V108L174 107V108H171V110H172V114L174 115V113H175V111L176 112H179L180 114H181V111H182V118H184V116L186 117L187 116V118L185 119H183L184 121L186 120L187 122L189 121V118L191 117V116H189L190 114H185L186 112L188 113L189 111H190V108L191 109H193L194 107H192L193 106V104H190V100L189 101H186L185 102V97L183 96L184 94H182L181 95ZM216 94H219V95H216ZM230 94V95H229ZM199 95V96H198ZM207 95V96H206ZM212 95H214L215 96V99L214 98H212V97H214V96H212ZM168 96H169V94H168ZM212 96V97H211ZM260 100L258 101L260 104H262V106L264 105V95H262V93L260 94ZM202 97L201 98H196V99H200V101L202 102V100L203 101H206V103H211V101L209 102V100H208V98H207V100H205L204 98L202 99ZM217 97V98H216ZM135 98L137 99V100H139V99H143V96L142 95H140V92H138V93H136L135 94ZM192 98V97H191ZM261 98H263V99H261ZM173 99H175V100H173ZM170 100V101H169ZM174 101V102H173ZM178 102V105H177V103L176 102ZM262 103H261V102ZM171 102V103H170ZM185 102V104H184V106L186 105L187 107H189V110H188V108L187 107H185L184 108V106H183V104L182 103H184ZM192 102H193V99H192ZM152 103V102H151ZM189 103V105H187ZM197 103H200V102H197ZM153 104V103H152ZM152 104H150L151 106H152ZM182 104V105H181ZM154 105V104H153ZM183 106V107H182ZM152 107H154V106H152ZM178 107L180 108V109H178ZM2 107L0 106V109H1ZM184 108V109H183ZM47 109H49L48 107L46 108V111H43L42 112V116H39L40 117V119L37 117V113H35L36 114V116L35 117H37L36 119H33L34 121H35V124H36V122H38V123H40V124H38V127H35L34 128V134L32 133V127H31V132L30 131H28L27 132V130H29L28 129V127H25V126H22V121L20 122V124L18 125V126H16V127H18L16 130H13L9 125H10V120H9V123H8V120L7 121H5V124L3 125V127H1L2 129H3V131H4V135L6 136V142H5V140H4V145L5 146H7V147H9V145H8V143H11L12 141L14 142V140L16 139L17 140V144H18V146H19V149H18V146H17V149H18V153H22L23 155H24V158H27V157H34V155L35 154H37V152H39V149L41 148V150L43 149L44 150V148H45V144H46V142L44 141V137H45V139L47 138V136L51 133V130H53L54 128H55V126L57 127L59 124V126H61V131L58 133V134H56L55 136H56V139H58V140H66V139H69V135H68V130L67 129H65L64 127H68V126H70V124H68L67 122H65L66 120H65V118L63 119L64 121H62V119H60V117L62 118V116L61 115H59V114H57V113H53V114H56V116H52V111H51V109H49L48 111H47ZM165 109V110H166ZM175 109H178V110H175ZM151 110H153V109H151L150 108V111ZM181 110V111H180ZM186 110V111H185ZM1 111V110H0ZM50 111V112H49ZM192 111V110H191ZM49 112V113H48ZM45 113H46V118L44 117L45 116ZM179 113H176V114H178L177 115V117L179 118V119H182L180 116V114ZM49 115V116H48ZM51 115V116H50ZM50 118L49 120H47L48 119V117ZM188 116H189V118H188ZM45 118V119H44ZM192 118V117H191ZM190 118V121L192 122L193 120H194V118L193 119H191ZM44 119V120H43ZM52 119H53V121H52ZM39 120V121H38ZM42 120V121H41ZM92 120H93V122H92ZM95 120H97V119H93L92 117H86V118H84V119H82V121H83V125L82 126H80V127H78V128H75V133H76V136H78L79 138H85L86 137V135H87V131L89 130V128L90 127H88L89 126V123L91 124V125H93L94 123H95ZM182 120V122H184ZM20 121V120H19ZM18 121V122H19ZM42 123H41V122ZM49 121L51 122V123H49ZM188 122L187 124H191V122ZM6 122L8 123V125L6 124ZM45 122H47L48 123V125H47V123L45 124ZM56 122V123H55ZM62 122H64V124H66V125H64V127L62 126L63 124H62ZM144 122H146L145 121V119L143 120V123ZM4 123V122H3ZM44 123V124H43ZM57 123H59L58 125H57ZM37 124H36V126H37ZM42 124V125H41ZM68 124V125H67ZM190 124L189 125H187L188 126V128H190L191 126H190ZM6 125V126H5ZM22 126V129L20 128L21 126ZM40 125V126H39ZM50 125V126H49ZM52 125V126H51ZM53 125H54V128L52 129L51 127H53ZM112 125V124H111ZM1 126V125H0ZM8 126H9V129H8ZM46 126V127H45ZM49 126V127H48ZM108 125H103V126H98L97 125V127H95L94 126V131H95V133L98 131V130H104V129H106V127H107ZM190 126V127H189ZM7 128V129H6ZM49 128V129H48ZM175 128V127H174ZM174 128H173V130H174ZM187 128V131H186V133L184 134H181V135H179L180 137L178 138V136L176 137V138H174V140H170V144H168V146H172L174 143H178V142H180L181 143V139H182V142L184 141V139L186 138L185 136L187 135V133H188V137L191 135V134H193V128L191 127L190 128V130ZM1 129V130H2ZM7 131H6V130ZM20 129V130H19ZM40 129H42V130H40ZM12 130V134L13 135H10L9 134V132ZM44 130V131H43ZM192 130V131H191ZM19 131V132H18ZM27 133H26V132ZM55 131H56V129H55ZM54 131V133H57V131L55 132ZM77 131V132H76ZM106 131V130H105ZM104 131V132H105ZM45 132V133H44ZM46 132L48 133V135H45L46 134ZM11 133V132H10ZM19 134V133H23L22 135L23 136H16V134ZM27 135H26V134ZM189 133H191V134H189ZM33 134V135H32ZM32 135V136H31ZM185 135V136H184ZM18 137H20L19 139H17ZM15 138V139H14ZM28 138V139H27ZM34 138H36L35 140L36 141H34V140H29V139H34ZM22 139V140H21ZM25 139L27 140V142L25 141ZM175 139H176V141H175ZM180 139V140H179ZM19 140H21V141H19ZM29 141V142H28ZM44 141V142H43ZM35 142H38L37 144H38V146H37V144L35 145ZM174 142V143H173ZM24 143V144H23ZM32 143H33V146H32ZM34 145H35V147H34ZM43 145V147H41ZM14 147L15 146H12L11 145V152L14 154L15 153V149H14ZM34 148H37V149H34ZM8 149V148H7ZM34 149V150H33ZM37 151V152H36ZM163 151V150H162ZM30 152H32V153H30ZM175 152V153H174ZM179 151H176V150H172V149H170V147L165 151V152H163L164 154H163V157H162V160L163 161H161V165H159V166H161V168H163L162 170H161V174H160V177L163 179H161L160 177H157V180H156V182L157 181H159V183L157 184L158 186H159V184H160V186L158 187V188H156V192H155V196H154V198L156 199V203L158 204V205H156V206H159V207H163L164 205H170L172 202H170V200H169V198H170V193H168V195H169V198H168V195L165 193V190H167L166 188H169V186H172V185H174V184H171V183H173V180L175 181V183H177V182H179V185H180V198L182 199V198H184V200L189 196V195H187V194H189V188L187 187V186H185L184 187V185H185V183H183L182 181H181V179L184 177H182L181 178V175H182V173L180 174L179 172H180V169H178V159H180L178 156V153ZM34 153V154H33ZM166 153H167V156H166ZM170 153V154H169ZM161 155H162V152H161ZM172 155H175V157H173ZM178 155V156H177ZM171 157V158H170ZM173 158V159H172ZM177 160H176V159ZM166 159H168V160H166ZM170 159V160H169ZM164 161H166V162H164ZM168 161H169V163H168ZM177 161V162H176ZM163 162V163H162ZM172 162H176L177 163V169H176V167L174 166V165H176V164H172ZM158 166V165H157ZM172 166V167H171ZM174 166V167H173ZM176 169V170H175ZM164 171V172H163ZM174 171V172H173ZM32 172V171H31ZM30 172V173H31ZM173 172V173H172ZM177 172V173H176ZM180 175H179V174ZM174 174V175H173ZM175 174H176V176H175ZM45 175V174H44ZM177 175H179L178 177L179 178H181V179H179L178 177H177ZM165 177V179H164V177ZM175 177V178H174ZM176 177L179 179H176ZM31 178H32V180H33V182H32V180H30V178H29V186L30 185H35V182L34 181H36V178H35V176H34V174L33 173H31ZM174 178V179H173ZM169 179H171V180H169ZM173 179V180H172ZM162 180V181H161ZM176 180H178V181H176ZM183 181H184V178L182 179ZM164 181V182H163ZM171 183H170V182ZM166 183V184H165ZM168 183V184H167ZM180 183H182V184H180ZM184 184V185H183ZM163 185H169L168 187L167 186H163ZM182 185V186H181ZM163 189V190H161V188ZM165 189H164V188ZM183 187V188H182ZM188 188V190H187V188ZM185 191H187L188 193H185L182 189ZM185 193H183V192ZM159 192V193H158ZM162 192V194H160ZM262 193H264V188H263V191H261ZM165 193V194H164ZM182 193V194H181ZM162 196V197H158V196ZM167 195V196H166ZM173 195V194H172ZM171 195V197H174V196H172ZM181 196H183V197H181ZM185 196H187L186 198H185ZM263 196H264V194H263ZM262 196V194L260 193V194H258V197H257V199H259V200H261L262 202H260L259 200H255V201H257V203L258 204H256V203H254V204H256V205H259L260 204V206H252L253 208H251V212H249L248 213V217L247 218H245L246 220H245V223L247 224V226H243L242 224H240V223H237V225H236V227H237V229L235 228L233 231H229V232H223V234H221V236H225V237H223V240H220V242H227L228 244V250H227V247H226V250L224 251V258L226 259V260H228V261H230V258H231V263L232 264H239L238 263V260L240 259H242V257L244 256V255H246L247 256V258L245 257V259L243 260V263H241V264H248V261H249V263H251V264H264V234L262 235V233H264L263 231H264V228H263V225H264V219H262V218H264L263 216H264V204H262V203H264V197ZM158 197V198H157ZM165 198V200H163L164 198ZM166 197L168 198V200L166 201ZM260 197V198H259ZM175 198H177L176 197V195H175ZM159 199H160V201H161V199H162V201L160 202L159 201ZM171 199V201H172V199L173 198H170ZM176 200V199H175ZM166 202H167V204H166ZM162 203V204H161ZM262 204V205H261ZM262 206V207H261ZM257 207V208H256ZM260 207V209H258ZM255 209V210H254ZM256 209H257V211H258V213H257V211H256ZM260 214V215H259ZM250 215H251V217H250ZM255 215H258V216H256L255 217ZM251 219H250V218ZM253 217V218H252ZM255 217V218H254ZM248 218H249V220H248ZM253 219V220H252ZM255 219V220H254ZM251 220V221H250ZM244 221V220H243ZM248 221H250V222H248ZM252 222H253V224H252ZM260 223H261V225H260ZM258 224V225H257ZM240 225H241V227H244L243 229H246L247 227H250L251 226V228H250V230H251V233L249 234V233H247V235L248 236H245L246 235V233H244V232H242V231H240V229H238V227L240 228ZM254 225H255V227H254ZM253 226V227H252ZM257 226V227H256ZM261 226V227H260ZM246 227V228H245ZM258 227H260V229L258 228ZM256 228H258V229H256ZM255 229L257 230V231H255ZM262 229H263V231H262ZM237 232H236V231ZM253 230H254V232H253ZM235 231V232H234ZM240 231V232H239ZM244 231V230H243ZM256 232V233H255ZM259 232H261V235H260V233ZM256 235H255V234ZM258 233V234H257ZM235 235V238H234V235ZM258 235V236H257ZM231 236L233 237V238H231ZM238 236V237H237ZM241 236H242V238H241ZM244 236V237H243ZM229 238L230 240L232 239H235V240H233L234 241V243H233V241L231 240V242H230V240L229 239H227V238ZM250 238V239H247V238ZM255 237H257L256 239H255V241L253 242L254 244H251L252 242H250V241H252V238H255ZM263 238V239H261V238ZM224 238L226 239V240H224ZM237 238V239H236ZM240 238V239H239ZM241 239H243L244 241H245V239H247L245 242L244 241H242ZM258 239H260V240H258ZM237 240V241H236ZM241 240V241H240ZM243 242L244 244H246L245 246H247V248H248V250L249 249H251V251L249 250V251H247V250H242V248L241 247H239V245L241 246V244H243V243H240V242ZM249 241V242H248ZM259 241V242H258ZM223 242V243H224ZM230 242V243H229ZM247 242V243H246ZM238 243H239V245H238ZM262 245H261V244ZM233 244H234V246H235V248L236 249H234V247H233ZM237 244V245H236ZM250 247H249V246ZM260 245V246H259ZM232 246V247H231ZM245 246H244V248H245ZM257 246H259V248L257 247ZM238 247V248H237ZM253 247H255V248H253ZM233 248V250L231 251L230 249H232ZM246 248V249H247ZM253 248V249H252ZM235 250V251H234ZM239 252V253H237V251ZM232 252V254H231V252ZM228 252V253H227ZM229 252H230V254H229ZM233 252H235V253H233ZM241 252H242V254L244 253V255H242L241 254ZM247 252H249V254L247 253ZM238 255H237V254ZM235 254H236V256H235ZM248 254V255H247ZM229 255V256H228ZM230 255H231V257H230ZM240 255V256H239ZM248 256H249V260H248ZM227 257V258H226ZM234 257V258H233ZM246 260H248V261H246ZM257 260V262L256 263H254L255 261ZM236 261H237V263H236ZM235 262V263H234ZM247 262V263H246ZM262 262V263H261Z\"/></svg>",
  "mask_w": 264,
  "mask_h": 264
}]
</instances>
